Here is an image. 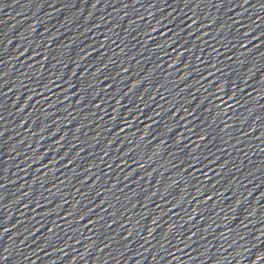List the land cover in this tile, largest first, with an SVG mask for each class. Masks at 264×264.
I'll list each match as a JSON object with an SVG mask.
<instances>
[{"label":"snow or ice","instance_id":"1","mask_svg":"<svg viewBox=\"0 0 264 264\" xmlns=\"http://www.w3.org/2000/svg\"><path fill=\"white\" fill-rule=\"evenodd\" d=\"M224 103H226V102H224ZM190 218H191V217H190ZM149 234H151V232H150Z\"/></svg>","mask_w":264,"mask_h":264}]
</instances>
